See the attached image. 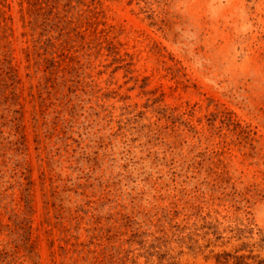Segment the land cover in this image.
<instances>
[{"label":"rangeland","instance_id":"rangeland-1","mask_svg":"<svg viewBox=\"0 0 264 264\" xmlns=\"http://www.w3.org/2000/svg\"><path fill=\"white\" fill-rule=\"evenodd\" d=\"M3 60L0 264L264 259V0H0Z\"/></svg>","mask_w":264,"mask_h":264},{"label":"trees","instance_id":"trees-1","mask_svg":"<svg viewBox=\"0 0 264 264\" xmlns=\"http://www.w3.org/2000/svg\"><path fill=\"white\" fill-rule=\"evenodd\" d=\"M0 70L4 71L3 82L8 83V86L13 87V89L11 90V94L9 95L6 93L5 86L1 85L0 87V102L1 103L0 104H3L4 101L5 103L8 104V108H9L8 111L11 114L10 123L15 128V131L17 134L19 127H20V124L18 122L20 121V118L22 117V112L20 111V109L18 110V109L10 108V106L16 104V101L18 100L16 90L14 89V84L16 86V83H17V80H16L17 75L16 73H14V69L13 67L10 66L9 62H4L0 64ZM15 144H18L19 146L20 144L23 145V142L17 140ZM18 146H17V149L19 150ZM23 146L26 147V144H24ZM23 177L26 178V181H27L26 183L27 185H25V189L23 192L24 194L23 199L27 207H29L30 206L29 189H30V186L32 185V180H31L30 174H27L26 169L22 171L21 178ZM246 246H247L246 243H242L240 246V250L246 248ZM230 256L233 258L235 264H264V259H259L257 261H250V260H254L255 256H252L249 253H241V254L226 253L224 260L229 261Z\"/></svg>","mask_w":264,"mask_h":264}]
</instances>
